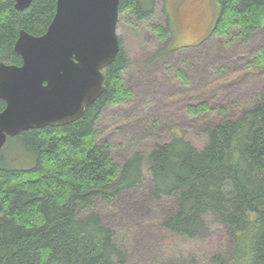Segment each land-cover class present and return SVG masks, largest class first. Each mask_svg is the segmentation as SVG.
Instances as JSON below:
<instances>
[{
  "label": "trees",
  "instance_id": "trees-1",
  "mask_svg": "<svg viewBox=\"0 0 264 264\" xmlns=\"http://www.w3.org/2000/svg\"><path fill=\"white\" fill-rule=\"evenodd\" d=\"M159 1L120 0L119 16L147 20ZM218 3L208 36L247 40L264 25V0ZM56 9L57 0H32L25 10L16 9L14 0H0V62L21 65L15 51L20 31L44 34ZM150 26L159 39L167 38L163 25ZM119 39V53L103 69L104 90L80 118L16 135L35 154V166L11 167L0 154V264H126L127 246L103 222L98 208L140 187L145 166L156 197L178 198L177 211L163 224L170 234L194 242L211 216L227 230L226 251L206 254L193 247L186 264H264V90L238 116L206 128L201 148L174 135L147 153L133 152L120 165L113 145L99 140L98 128L107 105L133 96L123 75L131 58ZM252 64L264 67V49ZM175 72L188 82L183 70ZM5 106L0 99V111ZM211 109L201 102L188 112L194 116Z\"/></svg>",
  "mask_w": 264,
  "mask_h": 264
},
{
  "label": "rangeland",
  "instance_id": "rangeland-1",
  "mask_svg": "<svg viewBox=\"0 0 264 264\" xmlns=\"http://www.w3.org/2000/svg\"><path fill=\"white\" fill-rule=\"evenodd\" d=\"M218 4V0H161L147 20L119 16L117 33L131 58L123 75L133 96L124 103L107 105L98 128L99 140L113 145V157L120 165L133 152L147 153L174 135L182 134L201 148L207 138L206 128L256 104L264 90V67H254L252 59L264 49V25L247 40L208 36ZM151 23L167 29L165 40L151 30ZM178 69L186 73L188 82L176 75ZM201 102L212 109L189 114L188 107ZM0 154L11 167L36 165L35 154L17 136L8 137ZM145 170L140 187L98 208L103 222L127 246L126 264H186L185 255L193 247L206 254L218 248L226 251L227 230L215 216L194 242L170 234L163 224L177 211L178 198L156 197L147 166ZM198 259L201 262L204 258Z\"/></svg>",
  "mask_w": 264,
  "mask_h": 264
},
{
  "label": "water",
  "instance_id": "water-1",
  "mask_svg": "<svg viewBox=\"0 0 264 264\" xmlns=\"http://www.w3.org/2000/svg\"><path fill=\"white\" fill-rule=\"evenodd\" d=\"M18 10L32 0H14ZM120 0H57L47 31L21 30L15 51L22 64L0 63V150L9 136L81 117L104 90L103 69L120 50Z\"/></svg>",
  "mask_w": 264,
  "mask_h": 264
},
{
  "label": "bare ground",
  "instance_id": "bare-ground-1",
  "mask_svg": "<svg viewBox=\"0 0 264 264\" xmlns=\"http://www.w3.org/2000/svg\"><path fill=\"white\" fill-rule=\"evenodd\" d=\"M118 19H119V16H118ZM20 34V33H19ZM1 63V62H0ZM10 137V136H9ZM5 145V144H4Z\"/></svg>",
  "mask_w": 264,
  "mask_h": 264
}]
</instances>
